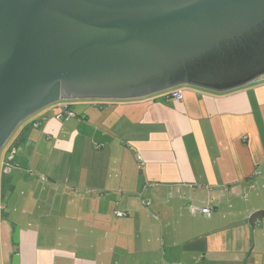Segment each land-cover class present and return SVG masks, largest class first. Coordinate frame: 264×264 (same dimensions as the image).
Wrapping results in <instances>:
<instances>
[{
  "label": "crops",
  "instance_id": "1",
  "mask_svg": "<svg viewBox=\"0 0 264 264\" xmlns=\"http://www.w3.org/2000/svg\"><path fill=\"white\" fill-rule=\"evenodd\" d=\"M196 88L45 107L11 159L35 179L0 183L20 228L4 264H264V221L247 222L264 209V76Z\"/></svg>",
  "mask_w": 264,
  "mask_h": 264
},
{
  "label": "water",
  "instance_id": "2",
  "mask_svg": "<svg viewBox=\"0 0 264 264\" xmlns=\"http://www.w3.org/2000/svg\"><path fill=\"white\" fill-rule=\"evenodd\" d=\"M261 76L264 0H0V150L58 101L135 99L179 85L225 92ZM259 220L264 209L247 222Z\"/></svg>",
  "mask_w": 264,
  "mask_h": 264
},
{
  "label": "rangeland",
  "instance_id": "3",
  "mask_svg": "<svg viewBox=\"0 0 264 264\" xmlns=\"http://www.w3.org/2000/svg\"><path fill=\"white\" fill-rule=\"evenodd\" d=\"M181 86H188V85H179L174 88H178ZM171 89H168V90H171ZM100 100L103 101L102 99H78V101H85V102H93V101H100ZM44 108L38 110L37 112L29 116L27 119L22 121L17 126V128L14 130V132L10 135V137L7 139L3 147L1 148L0 150V183L3 177L6 175H8L6 179L7 183H12V182L16 183L24 179V177L26 181L29 179H35L34 177L32 178L30 177L29 175L30 173L28 172V169H24V168H27V163L23 165L24 161L21 160L20 157L16 158L14 162H12V160L9 159L10 161H8V163H6L5 158L8 157L11 151L8 149L12 147V144H14L16 137L19 135V133L21 132L23 128L27 126L28 131H29V140L34 139L36 137V135L35 136L33 135L36 131H38V129L35 127L34 122H37L38 120H40V118H42V111ZM75 109H76L77 114H79L80 108L76 107ZM17 147L18 146L16 145L10 154L14 155ZM17 164H20L22 166V169L24 170H20V168L17 167ZM7 168H10L9 173L6 172ZM5 201L6 199L3 198V195L1 194V188H0V264H4V260H5L4 256L6 253V248L7 246L12 244V236H13V230L10 231V228L12 226L14 213L11 211H8L7 204L5 203ZM1 208L4 209V212H1ZM7 228H9L8 232L6 230Z\"/></svg>",
  "mask_w": 264,
  "mask_h": 264
},
{
  "label": "built area",
  "instance_id": "4",
  "mask_svg": "<svg viewBox=\"0 0 264 264\" xmlns=\"http://www.w3.org/2000/svg\"><path fill=\"white\" fill-rule=\"evenodd\" d=\"M170 95L174 98H178L180 96V92H179V90H176V91L171 92ZM63 114L69 115V116L74 115L71 111H69L67 109V106L62 107L61 112L58 114V116L60 117ZM191 211L194 213H201V214L208 216L210 214L211 208L209 206H192ZM116 215L117 216H124L125 213L120 211V212H116Z\"/></svg>",
  "mask_w": 264,
  "mask_h": 264
},
{
  "label": "trees",
  "instance_id": "5",
  "mask_svg": "<svg viewBox=\"0 0 264 264\" xmlns=\"http://www.w3.org/2000/svg\"><path fill=\"white\" fill-rule=\"evenodd\" d=\"M172 90V92L173 91H176V90H178L177 88H172L171 89ZM27 132H28V129L27 130H25V131H21L20 133H19V135L16 137V139H15V141H14V146H19V145H21L23 142H24V140H25V137H26V135H27ZM7 177H8V175H6V176H4V186L6 187V185H7Z\"/></svg>",
  "mask_w": 264,
  "mask_h": 264
},
{
  "label": "flooded vegetation",
  "instance_id": "6",
  "mask_svg": "<svg viewBox=\"0 0 264 264\" xmlns=\"http://www.w3.org/2000/svg\"><path fill=\"white\" fill-rule=\"evenodd\" d=\"M34 123H36V122H34ZM28 128H27V126L25 127V128H23L21 131L23 132V131H25V130H27ZM14 144H12V147H10V149H8V150H13L14 149ZM11 158V157H10Z\"/></svg>",
  "mask_w": 264,
  "mask_h": 264
}]
</instances>
